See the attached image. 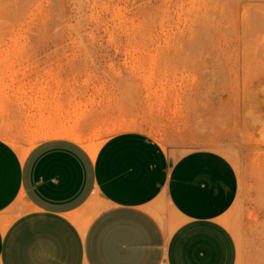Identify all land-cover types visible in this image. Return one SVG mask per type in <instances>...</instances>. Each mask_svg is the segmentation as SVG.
<instances>
[{
	"label": "rangeland",
	"instance_id": "374dc122",
	"mask_svg": "<svg viewBox=\"0 0 264 264\" xmlns=\"http://www.w3.org/2000/svg\"><path fill=\"white\" fill-rule=\"evenodd\" d=\"M63 73L78 86L64 89L70 115L60 123L90 152L142 131L167 149L230 158L244 181L225 218L237 264H264V154L239 116L264 74V0H0V137L23 156L59 129L47 114L15 119L6 81ZM47 89L19 86L28 97L19 105L52 108Z\"/></svg>",
	"mask_w": 264,
	"mask_h": 264
},
{
	"label": "crops",
	"instance_id": "0c3cea01",
	"mask_svg": "<svg viewBox=\"0 0 264 264\" xmlns=\"http://www.w3.org/2000/svg\"><path fill=\"white\" fill-rule=\"evenodd\" d=\"M38 79L52 108L20 106L19 96L28 97L19 86ZM73 79L63 73L6 81L15 82V119L47 114L59 131L24 156L0 137V264H237L238 243L225 218L244 181L230 158L213 149H167L142 131L115 134L90 152L60 123L70 115L64 89L78 86ZM239 116L258 158L264 74L245 90Z\"/></svg>",
	"mask_w": 264,
	"mask_h": 264
}]
</instances>
